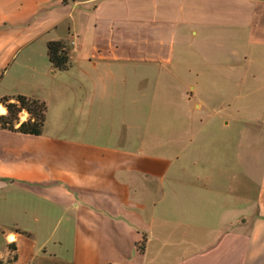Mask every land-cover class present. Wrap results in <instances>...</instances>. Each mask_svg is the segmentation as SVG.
<instances>
[{"label": "crops", "instance_id": "1", "mask_svg": "<svg viewBox=\"0 0 264 264\" xmlns=\"http://www.w3.org/2000/svg\"><path fill=\"white\" fill-rule=\"evenodd\" d=\"M123 64L159 70L162 100L139 103ZM16 94L45 115L38 134L0 125V264H264V0H0Z\"/></svg>", "mask_w": 264, "mask_h": 264}, {"label": "rangeland", "instance_id": "2", "mask_svg": "<svg viewBox=\"0 0 264 264\" xmlns=\"http://www.w3.org/2000/svg\"><path fill=\"white\" fill-rule=\"evenodd\" d=\"M172 71L174 73H187L185 72V65L181 64L176 61L175 64H173ZM217 67L218 71H213L214 75H223L225 76V73L223 72L225 69V65L223 63H220L219 65H214V67ZM196 69L203 71L202 74L207 73L210 71V68L208 66H198ZM117 70H125L127 72V76L125 77V80L123 81H117L118 83L122 82H129L131 81L132 84L136 83L139 86L140 92L138 94V102L143 103L145 101L149 102H159L162 100L161 96L163 95L162 92H158L157 87L162 86V81H160V78L156 73L154 72H160L159 70L155 69L154 67L148 65V64H138V65H130V64H123L121 68L117 67ZM129 70L137 71V80L135 77H131ZM187 74H195V73H187ZM206 75V74H205ZM209 75V74H208ZM19 114V113H18ZM17 114V116H18ZM63 114H58L56 110H54V103L51 101L49 103V109H48V115L47 119L49 122L55 124L58 123V125L63 124ZM138 116L141 118V122L137 123L135 133L137 137L139 138V141H147L148 143H157L158 138L160 136V125L158 122V118L160 117L159 109H152L149 110L148 108H145L144 106L139 105L138 106ZM148 120V121H145ZM143 121V122H142ZM138 140V139H136ZM0 198L3 201H6L7 198V192L4 189L0 188Z\"/></svg>", "mask_w": 264, "mask_h": 264}, {"label": "trees", "instance_id": "3", "mask_svg": "<svg viewBox=\"0 0 264 264\" xmlns=\"http://www.w3.org/2000/svg\"><path fill=\"white\" fill-rule=\"evenodd\" d=\"M64 43L60 39L46 42L49 61L59 70H65L70 66V59ZM0 102L6 108V113L0 114L1 126L11 130L21 131V133H41L45 115L44 102L35 98H28L22 94H16L10 97L1 96ZM20 110H25L28 115L25 120L18 122L17 114ZM17 122L18 124L14 126Z\"/></svg>", "mask_w": 264, "mask_h": 264}, {"label": "bare ground", "instance_id": "4", "mask_svg": "<svg viewBox=\"0 0 264 264\" xmlns=\"http://www.w3.org/2000/svg\"><path fill=\"white\" fill-rule=\"evenodd\" d=\"M4 109H3V106L0 104V111H3Z\"/></svg>", "mask_w": 264, "mask_h": 264}]
</instances>
